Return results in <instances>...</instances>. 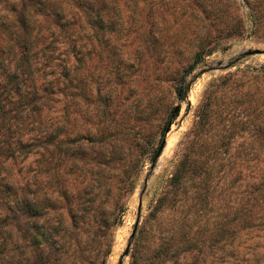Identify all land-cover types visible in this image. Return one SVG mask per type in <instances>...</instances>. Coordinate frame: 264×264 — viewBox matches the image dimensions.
<instances>
[{
  "label": "rangeland",
  "instance_id": "374dc122",
  "mask_svg": "<svg viewBox=\"0 0 264 264\" xmlns=\"http://www.w3.org/2000/svg\"><path fill=\"white\" fill-rule=\"evenodd\" d=\"M81 2L40 57L49 109L11 121L58 135L4 163L40 213L0 264H264V0Z\"/></svg>",
  "mask_w": 264,
  "mask_h": 264
},
{
  "label": "trees",
  "instance_id": "16d2710c",
  "mask_svg": "<svg viewBox=\"0 0 264 264\" xmlns=\"http://www.w3.org/2000/svg\"><path fill=\"white\" fill-rule=\"evenodd\" d=\"M3 3L0 32L9 38L0 39V232L7 225L8 217L40 213L26 197V187L13 181L4 163L8 159H26L33 153L43 156L41 151L46 149L43 145L57 138L58 130L41 132L39 136L29 132L30 138L23 139L21 130L25 128L11 121L19 118L22 112L42 116L49 109L50 96L56 89L55 80L46 81L44 86L38 82L40 57L45 48L59 40L61 29H70L84 5L81 0H68L58 7L54 0H4ZM10 16L15 19L7 22ZM47 19L59 28L44 27ZM178 93L182 95L181 90ZM252 189L251 206L264 205V175L254 180ZM6 246L4 244V250Z\"/></svg>",
  "mask_w": 264,
  "mask_h": 264
},
{
  "label": "water",
  "instance_id": "95a60500",
  "mask_svg": "<svg viewBox=\"0 0 264 264\" xmlns=\"http://www.w3.org/2000/svg\"><path fill=\"white\" fill-rule=\"evenodd\" d=\"M136 227V226H135ZM135 231V230H134ZM133 234H134V232H133ZM133 236V235H132ZM126 253H127V250H126Z\"/></svg>",
  "mask_w": 264,
  "mask_h": 264
}]
</instances>
